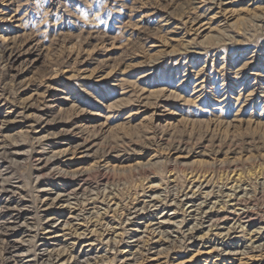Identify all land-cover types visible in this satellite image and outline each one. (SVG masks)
Instances as JSON below:
<instances>
[{
	"label": "rangeland",
	"instance_id": "rangeland-1",
	"mask_svg": "<svg viewBox=\"0 0 264 264\" xmlns=\"http://www.w3.org/2000/svg\"><path fill=\"white\" fill-rule=\"evenodd\" d=\"M6 144L0 264H264V0H0Z\"/></svg>",
	"mask_w": 264,
	"mask_h": 264
},
{
	"label": "bare ground",
	"instance_id": "bare-ground-1",
	"mask_svg": "<svg viewBox=\"0 0 264 264\" xmlns=\"http://www.w3.org/2000/svg\"><path fill=\"white\" fill-rule=\"evenodd\" d=\"M11 50V49H10ZM5 54V53H4ZM11 149H15L14 148V146L13 145H8V144H6V145H4V146H2V147H0V150L4 153V151H6V150H11ZM16 151V150H15ZM16 153V155L18 154V151L17 152H15ZM6 183V180L3 178V181H2V183H0V187H1V192L2 191H6L5 190V188H6V185L7 184H5ZM61 194H63V195H60V196H63L66 200V202L70 205L71 204V199H74V200H77V198L79 197V195L80 194H78V187H73V188H71V189H64L63 190V193H61ZM239 198V197H238ZM8 199V198H7ZM16 199V198H15ZM57 199V198H56ZM9 200V199H8ZM243 200V199H242ZM236 201V200H235ZM241 201V200H240ZM239 201V202H240ZM13 202H15V200L13 201ZM243 202V201H242ZM238 204V203H237ZM236 204V205H237ZM240 204V203H239ZM7 206H4L6 209H7V211L8 210H10L8 213H11V214H9V215H11L10 216V221L9 222H11V220H12V222H19V220L20 219H23V212H22V210L20 209V208H17V206H18V203L17 202H15V204H13V205H11V204H6ZM234 205V204H233ZM4 208V209H5ZM240 208V207H239ZM242 209V208H241ZM3 211V210H2ZM237 211H239V210H237ZM244 211V210H243ZM245 212V211H244ZM245 214V213H244ZM8 215V214H7ZM240 215V214H239ZM9 217V216H8ZM206 217V216H205ZM208 217V216H207ZM72 218H76V215H72ZM238 218V217H237ZM245 218V217H244ZM3 219V218H2ZM3 220H5V219H3ZM214 220H216V219H214ZM212 221V220H211ZM3 223V222H2ZM6 224L8 223V222H5ZM71 222L70 221H66V222H64V226L65 225H68V226H70L71 224H70ZM14 225V224H13ZM15 225H17V224H15ZM3 228V227H2ZM14 231H13V233L14 234H16V233H18L19 231H17L16 230V228H14L13 229ZM1 231V230H0ZM3 232V231H2ZM23 233H25L24 231H21V233L20 234H22L23 235ZM70 234V233H69ZM36 235H37V232L35 231V235L33 236V237H36ZM16 241V240H15ZM15 243V245H13L12 247L10 246V248L7 250L8 251V253H10V254H12L13 256H16V254L18 253V251L19 250H21V248H22V245L21 244H19V240L18 241H16V242H14ZM29 249V248H28ZM27 249V250H28ZM37 250H41V249H37ZM21 252V251H20ZM43 253H44V251H39L38 252V254H39V256H42L43 255ZM52 253V252H51ZM59 253V252H58ZM53 254V253H52ZM57 254V253H56ZM55 254V255H56ZM62 254V253H61ZM18 255V254H17ZM21 255V254H20ZM34 255V254H33ZM32 255V256H33ZM54 255V254H53ZM35 256V255H34ZM57 256H58V254H57ZM56 256V257H57ZM60 256V255H59ZM18 257V256H17ZM5 258V257H4ZM38 257L37 256H35L34 257V260H36ZM54 258V257H53ZM62 258V257H61ZM56 260V259H55ZM66 263V262H65Z\"/></svg>",
	"mask_w": 264,
	"mask_h": 264
}]
</instances>
